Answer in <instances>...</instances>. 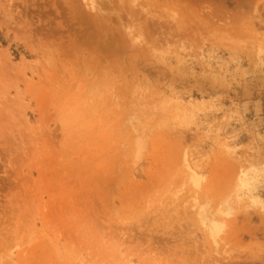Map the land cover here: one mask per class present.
I'll use <instances>...</instances> for the list:
<instances>
[{
    "label": "rangeland",
    "instance_id": "1",
    "mask_svg": "<svg viewBox=\"0 0 264 264\" xmlns=\"http://www.w3.org/2000/svg\"><path fill=\"white\" fill-rule=\"evenodd\" d=\"M84 1L0 0V264H264V0Z\"/></svg>",
    "mask_w": 264,
    "mask_h": 264
},
{
    "label": "bare ground",
    "instance_id": "2",
    "mask_svg": "<svg viewBox=\"0 0 264 264\" xmlns=\"http://www.w3.org/2000/svg\"><path fill=\"white\" fill-rule=\"evenodd\" d=\"M85 1H86V0H85ZM85 1H84V2H85ZM96 1H97V0H96ZM99 1H100V0H99ZM109 1H110V0H109ZM93 2H94V1H93ZM116 2H117V1H116ZM122 2H123V1H122ZM162 2H163V1H162ZM95 3H96V2H94V4H95ZM104 3H105V2H104ZM118 3H119V2H118ZM123 3H124V2H123ZM123 3H122V4H123ZM131 3H132V1H131ZM135 3H136V2H135ZM86 4H87V3H86ZM99 4H100V3H98L97 5H99ZM112 4H113V3H112ZM128 4H129V3H128ZM102 5H107V4H102ZM124 5H125V4H124ZM130 5H131V4H130ZM86 6H87V5H86ZM113 6H114V5H113ZM103 7H104V6H103ZM135 7H136V5H135ZM87 8H88V7H87ZM100 8H101V6H100ZM105 9H106V8H105ZM105 9H104V10H105ZM124 9L126 10V8H123V10H124ZM137 9H138V8H137ZM88 10H89V9H87V11H88ZM88 12H89V11H88ZM88 12H87V13H88ZM94 12H95V10H94ZM94 12H93V13H94ZM97 12H98V11H97ZM89 13H90V12H89ZM89 13H88V14H89ZM120 13H121V12H120ZM88 14H86V15H88ZM94 14H95V13H94ZM97 14H98V13H97ZM127 14H128V13H127ZM131 14H132V13H131ZM124 15H125V14H124ZM89 16H91V14H90ZM89 16H88V17H89ZM119 16H120V15H119ZM92 17H93V16H92ZM99 22H100V21H99ZM102 26H103V25H102ZM102 26H101V27H102ZM90 33H91V32H90ZM87 35H88V34H87ZM90 35H91V34H90ZM87 37H88V36H87ZM91 37H92V36H90V38H91ZM77 173H78V172H77ZM79 176H80V175H79ZM68 182H69V181H68ZM35 202H36V201H35ZM205 216H206V215H205ZM205 216H203V217L205 218ZM206 217H207V216H206ZM210 217H211V216H210ZM207 218H208V217H207ZM205 219H206V218H205ZM208 220H209V218H208ZM206 221H207V220H206ZM215 228H216V227H215ZM215 228H214V229H215ZM138 242H139V241H138ZM140 243H141V242H140ZM143 245H144V244H143ZM163 249H164V248H163ZM161 250H162V249H161ZM170 250H171V249H170ZM182 252H183V251H182ZM177 253H178V252H177ZM186 257H187V256H186ZM185 260H186V259H185ZM183 264H184V263H183Z\"/></svg>",
    "mask_w": 264,
    "mask_h": 264
}]
</instances>
